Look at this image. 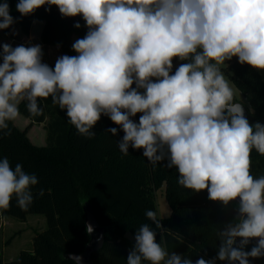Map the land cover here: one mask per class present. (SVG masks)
I'll list each match as a JSON object with an SVG mask.
<instances>
[{
    "label": "clouds",
    "instance_id": "clouds-1",
    "mask_svg": "<svg viewBox=\"0 0 264 264\" xmlns=\"http://www.w3.org/2000/svg\"><path fill=\"white\" fill-rule=\"evenodd\" d=\"M53 6L63 18L80 17L86 34L71 45L76 55L58 56L54 67L43 62L40 44H0V138L11 135L22 102L38 117L39 100L51 97L88 139L106 116L124 133L117 143L124 155L142 150L153 168H175L183 188L206 191L224 208L238 203L233 220L216 230V257L169 253L145 223L126 264H250L264 257V174L251 170L252 152L264 156V124L249 122L222 71L233 58L264 71V0H18L16 10L26 17ZM15 22L8 0H0V30ZM118 128L107 132L115 136ZM37 184L21 164L0 158V210L14 198L27 211ZM145 215L165 231L156 211Z\"/></svg>",
    "mask_w": 264,
    "mask_h": 264
},
{
    "label": "trees",
    "instance_id": "trees-1",
    "mask_svg": "<svg viewBox=\"0 0 264 264\" xmlns=\"http://www.w3.org/2000/svg\"><path fill=\"white\" fill-rule=\"evenodd\" d=\"M17 2L8 0L10 14L24 34H30L35 20L44 21L42 43L60 46L63 55H76L71 47L72 37L82 38L87 31L80 17L63 18L55 6L50 11L41 7L33 15L22 17L16 10ZM77 22L81 24L79 29L74 27ZM3 31L9 34L8 29ZM225 72L246 98L254 123L264 124L261 73L241 65L236 58ZM39 104L43 115L31 117L26 102H22L20 113L30 119V124L20 129L10 122L11 135L0 138V158L7 157L13 168L21 164L25 172L38 178V184L31 189L34 199L28 210L22 211L13 198L8 210H0V221L2 217L25 220L30 214H42L47 227L34 236L31 249L21 250L10 261L0 258V264H77L67 255L81 254L90 240L86 232V204L92 206L104 228L103 247L91 255L94 264H126L134 245L126 233L136 232L145 223L157 231V242L162 240L169 253L176 252L193 261L216 257V230L233 220L237 202L224 208L208 200L206 191L195 193L183 188L177 182L179 173L175 168L169 169L163 162L153 168L142 150L129 148V154L124 155L117 145L124 133L106 116L92 129L96 135L88 139L78 134L68 122L66 112L54 105L51 97L39 100ZM133 119L138 122L139 114ZM42 123L47 143L38 146L30 141L28 131L33 124ZM112 127L118 128L115 136L107 132ZM251 160L252 174H264V156L253 151ZM162 187L171 207L169 218L158 214L155 194ZM40 189L44 190L43 196L39 195ZM147 210L157 212L165 231L155 229L145 215ZM216 264L227 262L217 259ZM250 264H264V257L250 258Z\"/></svg>",
    "mask_w": 264,
    "mask_h": 264
},
{
    "label": "rangeland",
    "instance_id": "rangeland-1",
    "mask_svg": "<svg viewBox=\"0 0 264 264\" xmlns=\"http://www.w3.org/2000/svg\"><path fill=\"white\" fill-rule=\"evenodd\" d=\"M39 24L40 22H37L33 28L34 35H36V33L39 30ZM8 30H9V34L4 32L3 30H0V44L9 43L13 47H15L19 44H25L27 46L28 44L39 43L38 40L34 41L35 40L34 36L31 39H29V41H27L26 37H29L30 34L29 35L24 34L21 31L18 22H15ZM75 39H77V37ZM51 48L52 47H48L47 49L54 50ZM50 61L55 63L56 60L50 59ZM229 63L230 61L227 62L224 66H222V71L224 72L226 78H228L232 82L234 88L237 90V95H236L237 102H241L250 108L244 95L236 88L230 76L225 72V69H227ZM175 64L177 66L178 63ZM260 73L264 80V71ZM21 119L24 120V117H22V115H21ZM23 120L20 121L16 120L14 123H17V125L20 128H24L25 124H23L24 123ZM40 130H41L40 128L36 129L35 133L39 132ZM155 200H156L159 216L162 218H169L171 216V207L166 199L164 187L156 191ZM11 220L12 223L9 226L5 227L3 229L4 231L0 233V240L2 238H6V242L8 241V243L4 244L3 247L0 246V258L4 261H10L17 258L21 250L31 249L33 247V235L35 233L44 231L47 227L46 218L42 214H30L28 215L26 221L16 219L13 217ZM134 235L135 232L126 233L127 238L132 241H134ZM160 242L162 243V240H160Z\"/></svg>",
    "mask_w": 264,
    "mask_h": 264
},
{
    "label": "crops",
    "instance_id": "crops-1",
    "mask_svg": "<svg viewBox=\"0 0 264 264\" xmlns=\"http://www.w3.org/2000/svg\"><path fill=\"white\" fill-rule=\"evenodd\" d=\"M37 22H40V24H39V30H38V32L36 33V35H34L33 34V28H34V26H35V24L37 23ZM43 26H44V21H39V20H35L34 21V23H33V25H32V28H31V31H30V38L29 37H26V40L27 41H29V39H31L33 36H34V41H37L38 40V42L40 43V45L42 46V49H43V52H44V56H43V62H45V63H47V64H49L50 66H54L55 65V63L54 62H51L50 61V59H53V60H56V58L58 57V56H60V55H63V52H62V49L60 48V46H58V45H56V46H52V45H46V44H43L42 43V41H41V33H42V29H43ZM77 36H73L72 37V41L74 42L76 39ZM39 43H35V44H39ZM48 47H52L51 49H54V50H49V49H47ZM22 117H24V116H22ZM17 120H23V119H21V115L19 116V118L17 119ZM24 123L23 124H25L24 125V128L26 127V126H28L29 124H30V119H28V118H26V117H24ZM15 125L17 126V127H19L18 125H17V123H15ZM20 128V127H19ZM24 128H20V129H24ZM41 129L39 132H37L38 133V135H37V133H35V130L36 129ZM34 130V131H33ZM45 131V132H44ZM42 132H43V135H42ZM42 135V136H41ZM28 137H29V139H30V141L33 143V144H35V145H38V146H43V145H46V143H47V138H46V130H45V127H44V124L42 123V124H33L31 127H30V129H29V131H28ZM27 218H28V216H27ZM27 218L24 220V221H26L27 220ZM12 217H2L1 218V221H0V233L1 232H3L4 230V228L5 227H7V226H9L12 222ZM37 233H35L34 235H33V238H34V236L36 235ZM160 242V241H159ZM6 243H8V241L6 242V238H2L1 240H0V246H2L3 247V245L4 244H6ZM162 244L164 245V243L162 242Z\"/></svg>",
    "mask_w": 264,
    "mask_h": 264
},
{
    "label": "water",
    "instance_id": "water-1",
    "mask_svg": "<svg viewBox=\"0 0 264 264\" xmlns=\"http://www.w3.org/2000/svg\"><path fill=\"white\" fill-rule=\"evenodd\" d=\"M241 103V102H240ZM243 104V103H242ZM244 105L245 115L248 118L250 123L255 122V118L249 112L248 107ZM85 221L86 225L91 224L93 226V232L89 234L90 240L86 245L84 252L81 254H68L67 258L75 261L77 264H94L91 255L93 252L100 250L104 244V228L99 224L93 208L90 204H86L85 206ZM76 257H81L79 261H77Z\"/></svg>",
    "mask_w": 264,
    "mask_h": 264
}]
</instances>
